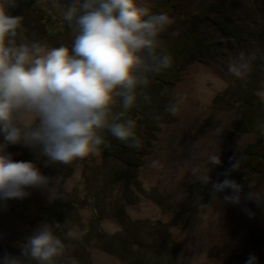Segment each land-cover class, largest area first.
Returning <instances> with one entry per match:
<instances>
[{"label": "rangeland", "instance_id": "1", "mask_svg": "<svg viewBox=\"0 0 264 264\" xmlns=\"http://www.w3.org/2000/svg\"><path fill=\"white\" fill-rule=\"evenodd\" d=\"M18 1L32 3L36 11L49 17L48 31L63 28L64 9L54 8L52 0ZM156 1L137 0V5L150 7ZM70 2L61 0L63 5ZM213 21L225 22L238 37L222 35ZM170 26L169 40L197 26L215 55L184 67L180 82L168 88L176 101L172 111L176 121L160 124L153 153L145 158L143 167L123 166L103 158L101 151L71 165L46 166L44 158L36 156L41 171L53 177L49 185L57 175L59 179L70 173L57 191L55 209L40 213L66 246L58 264H68L70 258L77 264L86 260L89 264H246L250 255L255 256V264H264V208L244 198L250 183L255 185V191L264 194V174L244 167L248 160L246 145L264 136V69L255 68L257 58L264 55V0H192ZM229 65L239 67L241 75L231 74ZM194 66L209 69L222 83L207 103L196 89L197 81L188 82V73ZM206 88H213L212 83H206ZM238 118L248 120L250 132H234L232 122ZM29 150L23 145H9L7 149L16 161ZM212 155L218 156L221 163H211ZM225 179L244 186L239 204L224 201L225 195L232 194L231 189L213 198L212 185ZM200 180L212 185L199 190L194 183ZM8 201L18 216L16 207L21 205L25 211V199ZM145 206L157 209L158 216L139 219L148 223L135 225L129 240L122 223L128 226V220L135 222L134 216H140ZM95 219H99L98 228L103 234L119 237L124 245L133 241L131 252L135 255L121 252L119 259L97 247ZM108 224L115 229L106 227ZM149 224L155 227L151 229ZM177 232L187 234L178 240ZM9 241L20 246L26 242ZM98 256L109 260L103 258L98 263Z\"/></svg>", "mask_w": 264, "mask_h": 264}, {"label": "clouds", "instance_id": "2", "mask_svg": "<svg viewBox=\"0 0 264 264\" xmlns=\"http://www.w3.org/2000/svg\"><path fill=\"white\" fill-rule=\"evenodd\" d=\"M62 18L74 33L71 47H47L32 41L16 44L23 17L11 15L17 0H0V201L24 200L28 189L48 190L51 178L33 161H16L9 145H23L37 159L71 165L99 154L107 130L116 139L139 148L136 122L113 114L120 100L124 112L134 106L137 89L147 86V73L169 68L171 56L157 48L158 37L172 23L167 15H151L137 0H71L63 5ZM228 71L241 75L236 65ZM123 113H121L122 115ZM211 163L220 164L218 156ZM237 167L236 165L233 166ZM207 179V177H206ZM245 199L264 208V194L247 185ZM216 193L231 189L224 201L241 202L244 186L225 179L214 183ZM65 244L45 222L21 245L20 256L37 264H57ZM250 255L246 264H255ZM4 264H22L17 256ZM68 264H77L70 258Z\"/></svg>", "mask_w": 264, "mask_h": 264}, {"label": "trees", "instance_id": "3", "mask_svg": "<svg viewBox=\"0 0 264 264\" xmlns=\"http://www.w3.org/2000/svg\"><path fill=\"white\" fill-rule=\"evenodd\" d=\"M191 2L192 0H158L150 7L144 6V8H147L151 15L164 14L174 21L179 15L180 10L184 6H188ZM10 14L23 17L22 28L18 30V35L15 38L16 44L37 41L49 48L59 46L71 47L74 38L71 27L65 23L63 28L56 32L48 31L47 23L49 22V17L36 11L32 3L18 1L17 7L10 9ZM213 23L217 25L222 35L232 38L238 37L234 31L229 29L225 22L213 21ZM171 29V26H169L160 34L158 39H163V46L162 48H157L158 55L162 51H166L171 56V66L159 72L147 73L149 83L147 86L137 89V100L132 108L124 112L120 105V100L113 107V114L119 115L121 120L132 119L136 122L135 131L141 142V146L139 148L129 147L130 142L118 140L110 132L104 130L101 133L105 140V143L101 147L103 158L111 159L133 169L142 167L145 164V158L153 152V141L157 140L156 133L159 131L160 124H170L176 121L175 117L172 116V111L176 107V101L168 94V88L180 82V75L184 67L194 62H204L206 59H211L215 55L211 48L205 44L203 37L199 35L197 26L192 27L188 31H181L174 40H169L167 37L169 35L168 33L172 31ZM255 68L256 70L264 69V55L257 58ZM121 113L123 114L121 115ZM232 127L238 133H248L251 129L246 118L234 120ZM246 146L244 153L248 157V160L244 164L245 169L258 175L264 174V136L259 135L254 143ZM18 161H33L37 163L36 154L32 150H29L27 154L24 153L19 157ZM69 175L70 173L63 174V179L68 178ZM211 185L212 182L206 180H200L194 183L195 188L199 190ZM58 199L59 193L54 197L51 207L47 212L55 209V204L58 202ZM44 217L45 215L38 214L34 218V221L44 219ZM95 220L94 225L97 231L94 234H96L95 236L99 243L97 247L118 258L121 252L126 253L128 251V256L133 254L131 252V244L133 241L125 242L124 245L121 242H124V240H119V237L103 234L98 228L99 219ZM147 223L139 221L132 222L130 220L126 223L128 226L122 223L125 227L124 233L127 235L126 238L131 240L130 237L135 225ZM148 226L151 229L155 227V225L150 226V224ZM162 227L167 228V226ZM179 227L182 226L179 225ZM54 230L56 231L55 228ZM171 245L174 246L172 243ZM6 251V257L17 256L25 259V257L20 256V247L8 246ZM122 260L125 261L126 259ZM132 262L130 261L129 264H133ZM79 263L89 264L87 260L84 262L79 261ZM0 264H4V259L1 260Z\"/></svg>", "mask_w": 264, "mask_h": 264}, {"label": "bare ground", "instance_id": "4", "mask_svg": "<svg viewBox=\"0 0 264 264\" xmlns=\"http://www.w3.org/2000/svg\"><path fill=\"white\" fill-rule=\"evenodd\" d=\"M189 76L187 77L188 82L192 83L193 81H197L196 89L200 92V97L202 101L206 102L210 99L213 94V91L216 89H220L222 87V83L219 81L217 77L211 74V71L202 66H194L190 68ZM212 83L213 88H206V83ZM189 92V91H188ZM181 111V110H180ZM238 140V139H236ZM242 140V139H241ZM29 190V189H28ZM18 213L11 210V201H0V247L3 244L10 240L11 235H19V237H28L32 236L36 230L29 231V229L25 228L21 222L17 219L16 216ZM133 215H137L134 213ZM142 217L145 216H158V211L152 207H146L142 210V213L139 214ZM256 219H254V223H256ZM244 230V229H243ZM31 233V235H30ZM178 240H183L187 233H175ZM104 256H98V263H102ZM107 259V258H106ZM109 260V259H107ZM106 260V261H107ZM101 261V262H100Z\"/></svg>", "mask_w": 264, "mask_h": 264}, {"label": "crops", "instance_id": "5", "mask_svg": "<svg viewBox=\"0 0 264 264\" xmlns=\"http://www.w3.org/2000/svg\"><path fill=\"white\" fill-rule=\"evenodd\" d=\"M236 120V119H235ZM233 123V122H232ZM233 128V127H232ZM234 132H235V130H234ZM236 133H238V132H236ZM239 134H243V133H239ZM153 143H154V141H153ZM100 151H101V149H100ZM153 153V152H152ZM151 153V154H152ZM143 167V166H142ZM141 168V167H140ZM53 177H51V179H52ZM58 175H57V178H55V180H54V182H53V180H52V185H49L48 186V190H45V189H29L28 191H30L31 192V195L28 197V198H26L25 200V211H23V207H21V205H19V208H17L16 207V211H19V218H20V222L22 223V225L25 227V228H27V229H29V231L31 232V231H33V230H37L39 227H40V225L41 224H43V223H45L44 222V219H40V220H37V221H34L33 223L31 222L38 214H42L43 212H45V211H47L49 208H50V204L52 203V198H54L53 196H55V194L57 195L58 194V192L57 191H59V188H60V185H64L65 184V181L63 180V178L61 177V178H59L58 180ZM57 180V181H56ZM61 181V182H60ZM64 181V182H63ZM55 183V184H54ZM60 183V184H59ZM120 193H121V190H120ZM18 202V200H16L15 201V203H17ZM146 206H148V205H146ZM145 206V207H146ZM150 206H153L152 204L150 205ZM153 207H155V206H153ZM156 208V207H155ZM140 213H142V211L140 212ZM159 215H160V213H159ZM136 217V219L137 220H135V221H140L141 219H143V218H148V217H140V216H134V218ZM21 219L23 220V222L21 221ZM140 219V220H139ZM130 221H133L134 222V220L132 219V220H130ZM118 223V222H117ZM119 224V223H118ZM115 225H117V224H115ZM107 226H109V228L111 229V230H114L115 229V227L113 226V225H106V227ZM118 227V226H117ZM116 229H118V228H116ZM120 229H121V227H120ZM109 230V229H108ZM30 235H31V233H30ZM19 236V235H18ZM18 236H11L10 237V240L11 241H15V240H23V241H26L27 240V238H25V237H18ZM10 242V241H9ZM20 247L21 248V246L20 245H11V244H9L8 242H5L4 244H3V246H1L0 247V262H1V260L2 259H4V257H6V255H7V251H6V248L7 247ZM20 260L22 261V264H29L28 263V260H26V258L25 259H22V258H20ZM113 261V260H112ZM114 263H116L117 264V262L116 261H113Z\"/></svg>", "mask_w": 264, "mask_h": 264}, {"label": "water", "instance_id": "6", "mask_svg": "<svg viewBox=\"0 0 264 264\" xmlns=\"http://www.w3.org/2000/svg\"><path fill=\"white\" fill-rule=\"evenodd\" d=\"M60 263V259L58 258L57 264Z\"/></svg>", "mask_w": 264, "mask_h": 264}, {"label": "flooded vegetation", "instance_id": "7", "mask_svg": "<svg viewBox=\"0 0 264 264\" xmlns=\"http://www.w3.org/2000/svg\"><path fill=\"white\" fill-rule=\"evenodd\" d=\"M60 259V261H61V258H59Z\"/></svg>", "mask_w": 264, "mask_h": 264}]
</instances>
